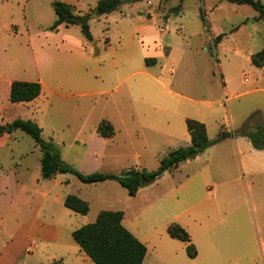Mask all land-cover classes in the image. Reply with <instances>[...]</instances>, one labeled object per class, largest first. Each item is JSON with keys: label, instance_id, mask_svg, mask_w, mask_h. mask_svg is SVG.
I'll use <instances>...</instances> for the list:
<instances>
[{"label": "rangeland", "instance_id": "374dc122", "mask_svg": "<svg viewBox=\"0 0 264 264\" xmlns=\"http://www.w3.org/2000/svg\"><path fill=\"white\" fill-rule=\"evenodd\" d=\"M53 1L2 2L15 22L22 23L27 16L30 32L29 49L22 33L7 39V55L14 62L16 79H37L34 51L37 59H49L52 68H61V73L56 70L55 74L74 77L76 83L50 84L53 93L45 91L41 99L22 103L20 109L7 107L5 113H21V120H36L41 137L53 142L64 163L82 174L155 171L169 151L190 145L186 119L202 121L209 140L225 133L230 137L182 162L175 172H164L134 197L114 181L86 185L65 174L68 183L61 193L87 202L88 213L65 211L61 201L65 221L64 227H58L59 242L51 244L34 236L14 252L13 263L92 264L69 233L93 223L100 211L111 210L125 214V227L145 245L142 264H264V163L258 165L253 158L247 165L254 170L243 168L249 153L236 146L235 138L241 137L234 134L243 121L251 128L257 124L264 127V71L259 78L250 65V55L264 48V19L253 21L256 12L251 7L223 0H159L158 7L155 0H119L123 3L116 10L101 16H93L95 0H58L71 2L81 15L90 14L87 24L95 39L88 42L78 26L49 30L56 19ZM260 1L264 5V0ZM202 11L210 33L199 17ZM42 28H47L48 34L39 33ZM159 28L164 31L160 33ZM140 34L157 36L164 47L176 52L146 66ZM211 34L222 35L215 47ZM222 79L227 82V94ZM231 84L234 94L240 96L229 99ZM168 90L178 95H169ZM81 91L92 94L71 96ZM102 120L113 126L112 137L102 138L96 132ZM13 134L15 155L42 156L28 135ZM221 146L222 154L218 151ZM86 151L103 153L102 163L88 162ZM197 173L201 176L196 187L199 196L214 200L217 195L218 206L229 213L220 233V229L214 235L192 232L190 239L197 254L189 258L185 244L167 234L168 226L179 224L175 220L178 210L168 206L165 194ZM65 212L70 217L63 215ZM207 236L210 238L200 239Z\"/></svg>", "mask_w": 264, "mask_h": 264}, {"label": "crops", "instance_id": "0c3cea01", "mask_svg": "<svg viewBox=\"0 0 264 264\" xmlns=\"http://www.w3.org/2000/svg\"><path fill=\"white\" fill-rule=\"evenodd\" d=\"M3 1L7 0H0V126H5L16 119H24V117H21V113H12L9 116H6L5 113L7 107L20 109L18 105H23L22 103H11L9 101L10 86L13 81L40 83L41 93L37 98H42L45 91L53 93L50 84L58 87L59 85L61 86L62 83L66 85L76 83L74 77H60L57 72L61 73V68H52L51 64L53 63L50 62L49 59L47 61H41L40 58L37 59V54H35L34 51L32 56L37 71V79H16L15 76H17V73L13 72L15 67L14 62L7 55L5 44L8 38H15L17 35L23 36L22 33H24V37L28 43L27 48L29 49L30 32L26 21L27 16L22 20V23L19 22V20L15 22L12 15L8 16L6 14L4 4H2ZM95 1V3H97V0ZM142 1L152 2L151 0ZM65 3L72 5L69 1H65ZM154 4L158 7L159 0H155ZM95 6L96 4L94 7ZM166 20H163V22L166 23ZM163 31V28H159L160 33ZM39 33L46 35L48 34V30L47 28H42V31H39ZM207 33H210V29H208ZM216 36L211 34L210 38ZM139 37L144 59H155V64L157 60L169 59L171 54L176 52V50L171 49V47H164L157 36H143V34H140ZM93 39L95 38L93 37ZM143 40H145V42ZM40 53L43 55H50L51 57L53 56L50 51H42ZM255 69L258 71L257 77L262 78V71H264V68ZM56 70L57 72L55 74ZM45 74L47 75L45 76ZM153 80L157 81V79ZM221 82H223V92L225 94L228 88L227 82L225 79H222ZM81 83L84 84L83 82ZM233 86L234 84H231L233 95H230L228 97L229 99L240 96V94H234ZM91 94V91H81V93L71 96L89 97ZM168 94L178 95V93H172L171 90H168ZM46 101L48 103V99H46ZM50 104L51 103H49V105ZM244 123L245 121H243L242 126ZM13 132L14 131L10 133L5 132L0 136V264H14V252H17L20 246L28 242L34 236H37L38 240H43L51 244L59 242L58 227H60V225L64 227L65 221V217H61L60 202L62 201L63 203L66 194L61 193V187L68 183V179L64 175H56L53 179H42L39 163L41 158L40 155L37 154L32 159L24 157L21 153L15 155L12 144V141L15 140ZM238 141H246L245 143L248 144ZM219 143L220 142L217 144ZM235 143L237 147L238 145L244 147L245 152L249 153L248 158L244 159V164L242 163L243 168L254 170V168L247 165V163L252 162L253 158V162L258 161V165L264 163V150L254 149L250 141L248 142V140L243 137L235 138ZM223 147L224 146H221L218 149L220 154L223 152ZM84 158L88 162H97L101 164L103 153L91 155L90 152L86 151ZM262 161L263 163H261ZM213 162H215V160H213ZM211 164L213 163H210V165ZM200 177V173L194 174L191 177L188 176L178 186H175L172 191L165 194V198H168V200H165L166 203L169 202L168 206L174 205L176 206L175 210H178L176 211L177 215L175 216V220L188 232L189 236H192V232L196 230L199 236L210 235L212 233L214 235L218 229H220L218 232L220 233L223 230V225L226 223V217L229 213V211H224L222 207L218 206V201L216 199L217 195L214 200L209 197L204 198L199 196L196 187L200 182ZM142 189L143 188L139 189L137 193L142 191ZM171 198L174 201H171ZM207 201L209 202L206 204ZM65 211L71 212L68 209ZM68 212H65L63 215H69L67 214ZM125 223L124 214L122 219L124 227ZM125 228L132 233L129 227ZM214 229L216 230L214 231ZM69 234H71V232ZM208 238H210V236L201 237L200 239Z\"/></svg>", "mask_w": 264, "mask_h": 264}, {"label": "trees", "instance_id": "16d2710c", "mask_svg": "<svg viewBox=\"0 0 264 264\" xmlns=\"http://www.w3.org/2000/svg\"><path fill=\"white\" fill-rule=\"evenodd\" d=\"M223 1L251 7L256 12L253 21L264 19V5L260 0ZM118 2L119 0H97L93 12L97 16L107 15L117 9ZM52 8L56 19L50 26V31H56L60 25L78 26L86 41L91 42L93 40L87 24V18L90 14L81 15V12L77 11L74 6L58 0L52 2ZM202 12H200L199 17L203 22L204 29L208 32L206 15L204 11ZM221 38L222 35L213 38V47L221 41ZM105 42L107 43V40ZM210 53L212 54L211 51ZM144 60L146 66L155 64V59L146 58ZM250 65L254 68H264V48L250 56ZM40 93L41 85L38 82L13 81L10 86L9 101L11 103H29L35 100ZM185 125L190 137L189 146L178 147L169 151L166 156L160 159L159 166L155 171L129 170L123 173L124 177L101 172L82 174L76 171L62 161L53 142L44 140L41 137V128L31 120L16 119L5 126H0V136L5 132L20 131L34 141L42 153L39 161L42 179H53L56 175L69 174L86 185L114 181L126 191L129 197H134L140 188L153 184L164 172H174L179 164L196 158L221 139L218 137L209 140L205 125L194 119H186ZM96 132L102 138H109L114 135L113 126L106 120H102L98 124ZM234 134L249 140L254 149L264 150V127L262 125L257 124L251 128L250 123L245 121L243 126ZM63 206L69 211L83 216L89 211L88 203L73 194L65 196ZM122 219V211H100L93 223L72 231L71 238L79 250L91 260L92 264H142L147 251L146 247L122 225ZM167 234L170 238L185 244L189 258L196 256L197 253L191 243L190 236L184 228L177 224H171L167 228Z\"/></svg>", "mask_w": 264, "mask_h": 264}, {"label": "water", "instance_id": "95a60500", "mask_svg": "<svg viewBox=\"0 0 264 264\" xmlns=\"http://www.w3.org/2000/svg\"><path fill=\"white\" fill-rule=\"evenodd\" d=\"M128 1H130V0H128ZM120 3H123V2H118L117 5H119ZM93 16H97V15L94 14ZM229 137H230V134H229V133H225V134L222 135L221 138L224 139V138H229ZM119 176H120V177H124L125 175H124V174H119Z\"/></svg>", "mask_w": 264, "mask_h": 264}]
</instances>
